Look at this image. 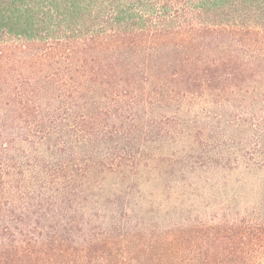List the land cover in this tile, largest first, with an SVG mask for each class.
I'll return each mask as SVG.
<instances>
[{
  "label": "trees",
  "instance_id": "obj_1",
  "mask_svg": "<svg viewBox=\"0 0 264 264\" xmlns=\"http://www.w3.org/2000/svg\"><path fill=\"white\" fill-rule=\"evenodd\" d=\"M141 80L183 94L241 90L240 105L264 107V0H0V264L113 257L96 238L101 220L134 215L145 195L105 180L135 171L139 138L159 127L140 130L139 110L126 121L143 105ZM251 125L216 154L207 188L176 190L174 209L211 207L230 225V250L242 245L230 259L264 264V108ZM65 138L77 151L55 156Z\"/></svg>",
  "mask_w": 264,
  "mask_h": 264
},
{
  "label": "rangeland",
  "instance_id": "obj_2",
  "mask_svg": "<svg viewBox=\"0 0 264 264\" xmlns=\"http://www.w3.org/2000/svg\"><path fill=\"white\" fill-rule=\"evenodd\" d=\"M153 82L157 80H141L140 102L143 105L126 112V121L131 122L139 110L143 118L140 130L154 120L159 127L147 136L139 138L137 135L144 139L145 154L135 171L129 166L125 176L123 173L109 176L104 186L119 191L133 186L132 196L137 192V196L145 197L135 204L134 215L119 216L117 213L115 218L109 216L101 220L102 227L96 238L101 244L109 243L113 257L99 260L97 264H258L255 258L251 261L239 256L230 259V251L239 254L242 245L234 238L236 245L230 250V225L225 221H213L209 213L211 207L203 206L198 214L180 215L182 210H175L174 205L183 203L177 198L179 191L176 190L184 184H190L191 188H207L216 154L227 153L229 145L225 147V144L229 143V138H250L253 114L264 107L252 100H249L252 104L241 102L240 105L236 97L241 100L240 96H245L241 90L238 95L200 91L183 94L176 85L159 83L157 90L152 87ZM60 108L57 104L54 109L62 113ZM115 110L117 108L112 109ZM221 114L225 115L216 118ZM253 123L255 125L256 121ZM134 138L127 144L132 152L138 147L136 140L139 139ZM64 140L69 141L68 138ZM54 143L55 140L52 146L56 145ZM117 143L118 139L111 142ZM53 148L55 156L60 157L75 153L77 143L64 144L62 140ZM137 196L133 200H137ZM198 204L200 200L196 206ZM76 206L74 203L72 210Z\"/></svg>",
  "mask_w": 264,
  "mask_h": 264
}]
</instances>
